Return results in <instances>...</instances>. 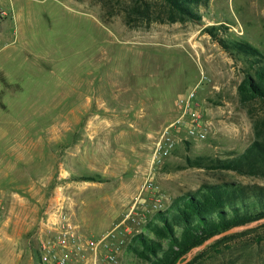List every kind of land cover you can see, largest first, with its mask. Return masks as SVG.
Wrapping results in <instances>:
<instances>
[{
  "label": "rangeland",
  "instance_id": "374dc122",
  "mask_svg": "<svg viewBox=\"0 0 264 264\" xmlns=\"http://www.w3.org/2000/svg\"><path fill=\"white\" fill-rule=\"evenodd\" d=\"M197 10L198 23H167L162 0H0V264L37 262L40 220L58 202L93 238L131 211L117 264H141L126 246L175 197L205 183L264 186L262 177L186 163L234 157L255 140L264 104L242 105L236 92L246 62L204 28L223 25L221 38L264 55V0H209ZM203 74L210 83H199ZM195 87L199 112L219 133L180 134L149 174L156 138ZM146 180L152 191L142 190ZM251 238L204 264H264V243L245 249Z\"/></svg>",
  "mask_w": 264,
  "mask_h": 264
},
{
  "label": "trees",
  "instance_id": "16d2710c",
  "mask_svg": "<svg viewBox=\"0 0 264 264\" xmlns=\"http://www.w3.org/2000/svg\"><path fill=\"white\" fill-rule=\"evenodd\" d=\"M166 18L161 22H200L199 7L209 0H162ZM138 11V10H136ZM225 26H208L206 32L231 56H241L246 62L244 77L236 88L238 101L245 105L254 101L264 104V55L251 44L219 36ZM255 140L241 154L225 158L206 155L187 158L189 168L235 172L239 175L264 178V117L253 120ZM93 181L92 178H83ZM264 218V186L235 182L205 183L198 189L175 197L169 208L156 211L143 232L136 234L126 246L141 264H175L192 248L210 237ZM252 234L245 245L248 254L264 243V223L222 237L199 252L187 264H204L214 255L230 248V242Z\"/></svg>",
  "mask_w": 264,
  "mask_h": 264
},
{
  "label": "built area",
  "instance_id": "2783aa9c",
  "mask_svg": "<svg viewBox=\"0 0 264 264\" xmlns=\"http://www.w3.org/2000/svg\"><path fill=\"white\" fill-rule=\"evenodd\" d=\"M211 79L202 75L200 84H208ZM196 87L188 89L177 99L175 116L156 138L149 163L151 174L164 158L170 155L180 134L184 140H207L219 133V127L204 119L199 112ZM153 184L146 180L142 190L152 191ZM156 208V204L152 205ZM131 211L124 220L98 237L83 235L72 221L71 214L63 202L49 208L40 220V234L33 250L37 256L34 264H117L118 254L125 246L123 223L129 219Z\"/></svg>",
  "mask_w": 264,
  "mask_h": 264
},
{
  "label": "water",
  "instance_id": "95a60500",
  "mask_svg": "<svg viewBox=\"0 0 264 264\" xmlns=\"http://www.w3.org/2000/svg\"><path fill=\"white\" fill-rule=\"evenodd\" d=\"M264 223V218L260 219L258 221L252 222V223H248L242 226H237V227H233L227 231H224L220 234L214 235L212 237H210L209 239H207L206 241H204L202 244H200L197 247L192 248L189 252H187L182 258H180L175 264H187L189 263L199 252H201L202 250H204L207 246H209L210 244L214 243L215 241L221 239L224 236L233 234V233H238L250 228H254L257 227L258 225H261Z\"/></svg>",
  "mask_w": 264,
  "mask_h": 264
},
{
  "label": "crops",
  "instance_id": "0c3cea01",
  "mask_svg": "<svg viewBox=\"0 0 264 264\" xmlns=\"http://www.w3.org/2000/svg\"><path fill=\"white\" fill-rule=\"evenodd\" d=\"M71 217H72V221L75 223V219H74V214L73 213H71ZM76 224V223H75ZM77 225V224H76ZM78 226V225H77ZM80 230V229H79ZM81 232V231H80ZM85 234H83V232H82V234L83 235H85V236H87L88 237V235H87V233L86 232H84Z\"/></svg>",
  "mask_w": 264,
  "mask_h": 264
}]
</instances>
